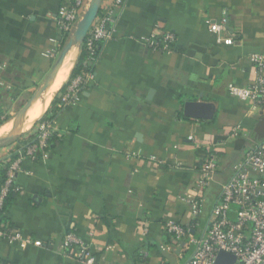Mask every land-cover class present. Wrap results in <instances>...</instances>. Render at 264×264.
<instances>
[{"label": "crops", "instance_id": "1", "mask_svg": "<svg viewBox=\"0 0 264 264\" xmlns=\"http://www.w3.org/2000/svg\"><path fill=\"white\" fill-rule=\"evenodd\" d=\"M66 1L0 0L2 123L19 115L30 98L19 110L17 103L43 85L68 41L55 20ZM101 9L111 12L112 37L100 47L95 78L78 103L58 112L54 147L39 151L37 160L26 158L16 175L18 192L5 217L32 242L0 239L5 264H85L64 249L70 234L90 247L98 264H183L193 247L175 241L165 223L191 222L184 197L207 148L216 152L218 167L196 235L205 231L237 163L264 141V112L228 90L256 77L250 57L264 53V0H104ZM158 23L176 35L171 53L140 40ZM212 23L226 30L219 35ZM219 36L235 42L218 43ZM66 60L68 74L52 87L43 115L71 79L77 49ZM186 101L213 103L216 113L188 118ZM237 125L242 133L234 136ZM27 141L0 145V185L7 156Z\"/></svg>", "mask_w": 264, "mask_h": 264}, {"label": "built area", "instance_id": "2", "mask_svg": "<svg viewBox=\"0 0 264 264\" xmlns=\"http://www.w3.org/2000/svg\"><path fill=\"white\" fill-rule=\"evenodd\" d=\"M89 3L90 0H68L60 6L55 20L63 34L70 36L74 32ZM111 22V12L100 10L79 50V57L84 55L83 70L68 81L61 94L64 105L78 103L88 83L95 78L93 67L98 60L100 47L112 37ZM212 30L220 35L226 27L224 23H212ZM140 40L155 51L171 53L175 50V33L162 27L160 23L154 31ZM217 42L232 45L235 38L219 36ZM250 60L256 68L254 81L248 86L230 84L228 90L231 95L249 102L255 110L259 109L263 113L264 53L253 54ZM38 129L40 134L35 138L37 142L32 139L21 143L18 152L15 151L6 158L9 166L0 186V220L6 215L7 198L17 189L15 179L22 162L26 158L37 160L39 151L44 153L49 146L48 140L54 134L53 122L43 123ZM241 133V125L232 129L234 136ZM217 167L216 152L213 147H209L198 169V179L192 191L184 197L190 207L191 222L183 225L178 221L168 220L165 223L166 233L175 241H185L193 247L191 257L183 264H215L220 251L235 255L234 264H264V141L251 145L245 157L235 166L234 174L222 186L220 199L211 211L205 231L196 235L198 219L204 212L205 190L215 179ZM0 239L22 245L32 242L31 238L13 230L8 222L0 226ZM64 249L69 255L82 258L85 264H98L90 247L73 234L67 236Z\"/></svg>", "mask_w": 264, "mask_h": 264}, {"label": "water", "instance_id": "3", "mask_svg": "<svg viewBox=\"0 0 264 264\" xmlns=\"http://www.w3.org/2000/svg\"><path fill=\"white\" fill-rule=\"evenodd\" d=\"M104 0H90L89 6L82 18L78 21L74 32L69 36L68 41L65 43L64 47L60 51L58 58L45 79L42 86H40L35 93L26 102L24 107L19 113L20 126L13 133H8L0 136V145L15 139L16 137L22 135L27 130L24 129V123L26 121V116L28 111L31 109L32 105L38 100V98L44 94L53 84L56 76L62 67L64 60L69 51L74 47L77 49V56L79 57V50L86 39V36L92 27L95 19L97 18L102 3ZM227 27H229L227 25ZM216 113V107L213 103L202 102V101H186L184 104V115L188 118L197 119H212ZM236 262V256L225 251H220L216 258L215 264H234Z\"/></svg>", "mask_w": 264, "mask_h": 264}, {"label": "trees", "instance_id": "4", "mask_svg": "<svg viewBox=\"0 0 264 264\" xmlns=\"http://www.w3.org/2000/svg\"><path fill=\"white\" fill-rule=\"evenodd\" d=\"M102 10V9H101ZM103 11V10H102ZM83 60H84V55L82 54L80 57H79V60H78V63L77 65L75 66L73 72H72V75H71V78L75 77L77 74H79L82 70H83ZM64 89L65 87L62 89V93L64 92ZM64 106V102L61 100V95L57 98L54 99V101L52 102L50 108L48 109V111L35 123V125L33 126V128H31L30 130L26 131L25 133H23L22 135L16 137L15 139L11 140V141H8V142H5L3 143L4 145H8V144H11L12 142L14 141H17L18 139L22 138V137H27L32 140L37 137H39V134H40V131L38 129V127L43 124V123H49V122H53L56 118V116L58 115V112L61 110V108ZM9 121V120H8ZM3 121H0V124H4L2 123ZM7 122V121H6ZM5 122V123H6ZM56 139V134L54 133L52 135V137H50V139L48 140V143H49V146L44 150L45 151H49L50 149H52L54 147V141ZM35 142H37L35 140ZM248 151V150H247ZM247 153V152H246ZM41 155L40 153H38V156ZM240 162V161H239ZM238 164V163H237ZM9 164H5V167L4 169H1V172L4 174L3 175V180L2 182L4 181L5 179V174H6V171H7V168H8ZM1 182V184H2ZM1 186V185H0ZM18 192V190H15V191H12L9 195V197L7 198V201L5 203V208H7L15 194ZM205 206H206V201H205V204H204V211H205ZM215 206V205H214ZM213 206V207H214ZM213 209V208H212ZM204 213V212H203ZM202 213V215H203ZM3 214V213H2ZM201 215V216H202ZM201 216L199 217L198 219V223L200 224V218ZM7 217L3 216L1 217V220H0V226H2L3 223L7 222ZM0 264H5L4 262L0 261Z\"/></svg>", "mask_w": 264, "mask_h": 264}, {"label": "bare ground", "instance_id": "5", "mask_svg": "<svg viewBox=\"0 0 264 264\" xmlns=\"http://www.w3.org/2000/svg\"><path fill=\"white\" fill-rule=\"evenodd\" d=\"M75 49L76 47H74L71 51ZM68 70H69V62L66 60L62 66L59 77L57 78L56 76L57 79H55L52 86L44 93L43 99L39 97L40 99L38 98V100L32 105L31 109L28 111L26 116V121L24 123V129L32 126L37 119L42 117L51 99L52 87L53 89H57L62 84V82L64 81V79L68 74ZM19 126H20V117L17 114L11 120L7 121L6 123L0 126V136L8 133H13L15 130H17Z\"/></svg>", "mask_w": 264, "mask_h": 264}, {"label": "rangeland", "instance_id": "6", "mask_svg": "<svg viewBox=\"0 0 264 264\" xmlns=\"http://www.w3.org/2000/svg\"><path fill=\"white\" fill-rule=\"evenodd\" d=\"M75 30V29H74ZM30 97H23L16 105L17 110H19L21 108V106H23V104L29 99ZM52 99V98H51ZM51 101V100H50ZM49 105V103H48ZM35 125V124H34Z\"/></svg>", "mask_w": 264, "mask_h": 264}]
</instances>
